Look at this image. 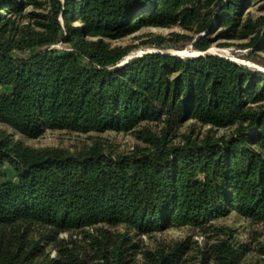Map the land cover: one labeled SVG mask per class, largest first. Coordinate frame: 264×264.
<instances>
[{"label":"trees","instance_id":"obj_1","mask_svg":"<svg viewBox=\"0 0 264 264\" xmlns=\"http://www.w3.org/2000/svg\"><path fill=\"white\" fill-rule=\"evenodd\" d=\"M253 2L50 0L22 23L24 9L43 1L0 0V122L28 138L48 129L121 131L146 144L114 156L98 146L73 154L0 139V264H33L45 253L30 237L34 227L55 236L98 225L127 232L97 228L93 256L64 241L47 264H246L247 245L230 229L204 248L188 237L154 250H141L131 231L209 228L231 211L264 224V72L219 55L158 51L119 66L132 47L107 40L180 26L199 35V51L215 33L264 51V17H244ZM61 42L70 48H50ZM257 250L264 256V243Z\"/></svg>","mask_w":264,"mask_h":264},{"label":"rangeland","instance_id":"obj_2","mask_svg":"<svg viewBox=\"0 0 264 264\" xmlns=\"http://www.w3.org/2000/svg\"><path fill=\"white\" fill-rule=\"evenodd\" d=\"M43 1V7L31 4L27 6L20 18H17L22 23H28L32 20L30 14L44 13L49 10L50 0ZM46 3V4H45ZM251 16L253 19L264 17V0H254L253 4L248 6L244 11V17ZM172 33L184 34L188 38H180L173 42H165L162 46L149 41L154 40L155 36H163L169 38ZM204 34V33H203ZM217 33L213 36L216 41L206 51H212L214 54L218 53L228 58L234 59L235 62L249 67L254 70L264 72V51H258L255 47L247 46L250 39H218ZM199 35H195L197 39ZM190 37V38H189ZM192 31L186 30L180 26L174 27H142L136 33L126 36L118 40H107L113 46H128L132 47L130 53L124 58L129 56L142 55L147 52L162 51L165 53L173 54L177 53L181 57L190 58L199 52L194 47L196 39ZM50 48H56L59 50L69 49L70 46L66 43H58L52 45ZM206 51L204 55H207ZM211 54V53H208ZM213 54V55H214ZM175 55V54H173ZM178 56V55H177ZM121 63V62H120ZM191 122L185 124L180 133L186 132L189 129ZM158 129V127H156ZM209 126H198L196 131L199 133H206ZM217 135L229 134L231 129H221L217 131ZM10 135L15 141H20L23 144L33 148H54L63 149L73 154H78L89 150L94 146H98L107 154L114 156L121 153H129L134 151L137 146H145L143 141L137 138L135 132H121V131H105V132H76L70 130H57L48 129L38 138H28L25 135L17 132L9 125L0 122V139ZM178 141V140H175ZM10 174H13L10 167L5 168ZM209 228H193V227H170L168 229L153 232L151 234H144L136 236L135 231H131V237L134 241L138 242L141 246V250H154L164 245H170L177 241L184 240L191 237L194 241L198 242V246L204 248L211 245L213 242L222 238L225 234V228L232 231L235 241L247 245L246 254L243 258V262L246 264H264V256L257 250L259 244L264 243V224L253 223L249 219L241 216L236 211H231L228 215L219 217L210 221L207 225ZM105 228L108 231H115L124 233L127 232V228L124 225L117 227L109 225H98L96 228H86V230H75L70 232H61L55 236H47L50 232L49 227L33 228L31 238L43 245L45 253L36 260L33 264H47V258L58 259L60 255V249L65 247L64 241L68 245L76 250H80V253L87 251L90 256L95 253L92 246V236L98 235L97 228ZM224 228V229H220ZM197 253L198 250H195ZM143 253L137 256L138 260H142Z\"/></svg>","mask_w":264,"mask_h":264},{"label":"water","instance_id":"obj_3","mask_svg":"<svg viewBox=\"0 0 264 264\" xmlns=\"http://www.w3.org/2000/svg\"><path fill=\"white\" fill-rule=\"evenodd\" d=\"M158 52H162V51H158ZM207 52V54L208 53H211V54H214L211 50L210 51H206ZM148 53V52H147ZM145 54V53H144ZM173 54H175V55H178V56H180L179 54H177V53H173ZM143 55V54H142ZM142 55H133V56H129L127 59H125V60H122L121 61V63H119V66H121V65H123V64H125V63H127L129 60H131L132 58H135V57H138V56H142ZM200 55H204V52H198L197 54H195V55H193L192 57H196V56H200ZM214 55H219V56H222V57H226V56H224V55H221V54H218V53H216V54H214ZM226 58H228V57H226ZM231 59V58H230ZM231 60H234V59H231Z\"/></svg>","mask_w":264,"mask_h":264}]
</instances>
